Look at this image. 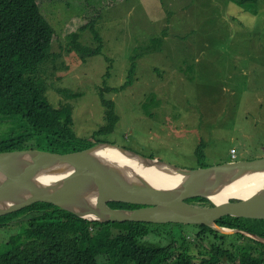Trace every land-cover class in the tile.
<instances>
[{
	"label": "rangeland",
	"instance_id": "rangeland-1",
	"mask_svg": "<svg viewBox=\"0 0 264 264\" xmlns=\"http://www.w3.org/2000/svg\"><path fill=\"white\" fill-rule=\"evenodd\" d=\"M109 1L96 21L104 46L86 58L68 49L67 35L80 32L95 10L83 0H68L50 7L60 12L55 22L45 15L59 33L53 44L59 56L43 67L47 96L55 106L73 104L78 136L88 137L106 123L100 90L124 84L138 47L133 84L105 93L120 120L100 138L191 168L239 160L253 153L248 146H264V0L254 10L243 9L238 0ZM164 30L163 45L149 50L151 38ZM78 39L95 45L89 28ZM8 126L9 121L1 123L0 132ZM202 139L207 147L199 157ZM33 214L18 212L0 231L13 234ZM155 224L143 242L166 244L182 236L191 244L200 230L193 223ZM211 236L204 239L208 245ZM235 239L229 234L221 242L230 246ZM6 249L0 240V253Z\"/></svg>",
	"mask_w": 264,
	"mask_h": 264
},
{
	"label": "trees",
	"instance_id": "trees-1",
	"mask_svg": "<svg viewBox=\"0 0 264 264\" xmlns=\"http://www.w3.org/2000/svg\"><path fill=\"white\" fill-rule=\"evenodd\" d=\"M66 1L0 0V124L10 122L8 129L0 133V151L39 148L40 145V148L47 150L72 151L100 141L99 138H77L71 104L55 107L47 96L48 87L43 73L47 62L54 58L52 47L59 33L46 16L55 22L60 12L58 10L53 14L50 7L61 6ZM238 1L240 7L246 10H254L258 3V0ZM83 2L95 10L92 19L80 26V32H70L67 38H71L68 49H74L85 57L99 52L103 46V36L96 21L110 1ZM100 2L102 5H98ZM88 28L93 33V39L99 42L96 48L78 39L81 32ZM165 33L166 30L163 35L153 36L147 48L158 50L164 42ZM135 53L124 84L120 87L108 85L100 90L102 103L108 109L109 125L98 132L112 130L119 119L114 100L107 98L105 93L133 84L136 60L140 56L138 47ZM55 56L59 54L55 53ZM206 147L207 141L202 139L197 149L199 157L205 155ZM248 148L253 153L243 158L253 159L264 154V146L250 145ZM233 153L236 154V151ZM186 201L200 206L212 205L205 197H193ZM106 204L127 208L141 206L124 201H109ZM21 211H35V214L29 216L25 225L16 228L13 234L0 231V240L7 245V249L0 253V264H264V243L238 232L234 233L235 241L226 246L221 241L229 234L206 224L193 223L200 230L191 244L182 236H179L180 239L176 236L168 244L162 245L143 243L141 240L152 232L150 225L159 224L90 221L55 204L41 201ZM17 213L1 216L0 225L10 226L12 216ZM217 222L264 236V219L223 215ZM209 234L212 239L208 245L204 239ZM242 239L247 242L243 243ZM191 248H197L194 249L197 254L192 253Z\"/></svg>",
	"mask_w": 264,
	"mask_h": 264
},
{
	"label": "water",
	"instance_id": "water-1",
	"mask_svg": "<svg viewBox=\"0 0 264 264\" xmlns=\"http://www.w3.org/2000/svg\"><path fill=\"white\" fill-rule=\"evenodd\" d=\"M102 147L120 152L125 159L100 158L97 152ZM262 172L264 155L191 168L117 143L102 142L67 154L37 149L0 151V216L41 201L92 221L200 223L264 243L263 235L217 222L223 215L264 219V187L246 197L218 198L244 177ZM165 181L166 188L156 187ZM193 197H205L212 205L184 202ZM108 201L143 206L110 207Z\"/></svg>",
	"mask_w": 264,
	"mask_h": 264
},
{
	"label": "clouds",
	"instance_id": "clouds-1",
	"mask_svg": "<svg viewBox=\"0 0 264 264\" xmlns=\"http://www.w3.org/2000/svg\"><path fill=\"white\" fill-rule=\"evenodd\" d=\"M57 29V28H56ZM102 34V33H101ZM103 36V35H102ZM165 40V39H164ZM55 41V40H54ZM95 41V40H94ZM152 43V42H151ZM54 44V43H53ZM98 45H99V42L98 41H95V45H93V46H91L92 48H96V47H98ZM163 45V43H161V45H160V47ZM103 46H104V40H103ZM102 46V47H103ZM102 47H101V49L99 50V51H101L102 50ZM52 52L55 54V51L53 50V47H52ZM98 53V52H97ZM93 54H95V53H93ZM93 54H89V55H93ZM136 53H134L133 55H132V64H133V56L135 55ZM89 55H87V56H89ZM87 56H82L81 55V57H83V58H86ZM53 59H56L55 57L53 58ZM52 59V60H53ZM49 61H51V60H49ZM49 61L47 62V63H49ZM137 61H138V59L136 60V70H135V74L133 73V75H136V73H137ZM46 63V64H47ZM132 66V65H131ZM73 94H76V95H73ZM66 95H68V96H70V97H77L78 96V93H71V92H68V91H66ZM114 100V99H113ZM115 102V101H114ZM52 103V102H51ZM53 104V103H52ZM65 104H71V106H72V116H73V112H74V106H73V104L71 103V102H66V103H64V104H62V105H60V106H55L54 104V106L55 107H61V106H63V105H65ZM107 108H106V123L105 124H103L99 129H97V130H95L90 136H88V137H81V136H78L77 135V133H76V131H75V129H74V117H73V129H74V131H75V133H76V137L78 138V137H80V138H86V140H89V139H92V140H95V139H100V141H97L96 143H93L91 146H89V147H86V148H83V149H78V150H72V151H60V150H47V149H43V148H40L42 145H40L39 146V148H26V149H37V150H42V151H48V152H53V153H62V154H67V153H76V152H78V151H81V150H86V149H89V148H91V147H93V146H95V145H97V144H99V143H115V142H108V141H105V140H103L102 138H100V135L101 134H103V133H106V132H98L101 128H103L104 126H107V125H109V119H108V117H107ZM115 110H116V108H115ZM118 114V113H117ZM118 116H119V114H118ZM119 120H120V116H119V119H118V121L116 122V124H115V126L117 125V123L119 122ZM115 126H114V128H115ZM9 127V126H8ZM114 128L112 129V130H114ZM8 129V128H7ZM112 130H110V131H112ZM5 132V131H4ZM107 132H109V131H107ZM0 133H3V132H0ZM97 133V134H96ZM96 134V137L94 136ZM91 141V140H90ZM118 144V143H117ZM120 145V144H119ZM121 146H123V145H121ZM123 147H125V146H123ZM126 148H128V147H126ZM106 149H111V148H107V147H102V148H100L99 150H98V152L99 151H101V150H106ZM129 149H131V148H129ZM15 150H21V149H15ZM3 151H12V150H3ZM98 152H97V155H98ZM264 155V154H263ZM262 155V156H263ZM99 156V155H98ZM236 155L235 154H233V157H235ZM100 158H102L101 156H99ZM259 157H261V156H259ZM257 158V157H256ZM231 161V160H230ZM208 166V165H207ZM189 199V198H188ZM187 200V199H186ZM186 200H184V202H187ZM109 202V201H108ZM34 203H36V202H34ZM130 203H132V202H130ZM187 203H190V202H187ZM33 204V203H32ZM136 204H140V203H136ZM191 204H194V203H191ZM31 205V204H30ZM194 205H198V204H194ZM29 206V205H28ZM28 206H26V207H28ZM141 206H143V204H141ZM205 206H209V205H205ZM26 207H24V208H22V209H20V210H18V211H16V212H19V211H21V210H23V209H25ZM111 207V206H110ZM138 207H140V206H138ZM125 208H127V207H125ZM136 208V207H135ZM13 213V212H12ZM10 214V213H9ZM7 215V214H6ZM4 216V215H3ZM1 217V216H0ZM251 218V217H250ZM85 219V218H84ZM87 220H89V219H87ZM90 221H92V220H90ZM109 222H111V221H109ZM136 222V221H135ZM139 222H144V221H139ZM148 223H153V224H155V222H148ZM158 223H173V222H158ZM176 223H180V222H176ZM197 224H200V223H197ZM0 226H2V224L0 225ZM224 226V225H223ZM213 228V227H212ZM150 229L152 230V227H150ZM215 229V228H214ZM154 231L155 230H152V232L154 233ZM152 232H149L148 234H150V233H152ZM222 233V232H221ZM147 234V235H148ZM225 234H234V233H225ZM147 235H145L144 237H142V239L141 240H148V238H145ZM245 235V234H244ZM261 235V234H260ZM248 236V235H247ZM251 237V236H250ZM257 240V239H256ZM150 241V240H149ZM143 242V241H142ZM169 242H171V241H169ZM168 242V243H169ZM143 243H146V242H143ZM148 243H153L152 241H150V242H148ZM168 243H166V244H168ZM166 244H162V245H166ZM191 251H192V248H191ZM193 253V252H192Z\"/></svg>",
	"mask_w": 264,
	"mask_h": 264
},
{
	"label": "bare ground",
	"instance_id": "bare-ground-1",
	"mask_svg": "<svg viewBox=\"0 0 264 264\" xmlns=\"http://www.w3.org/2000/svg\"><path fill=\"white\" fill-rule=\"evenodd\" d=\"M120 152L112 149H106L101 150L98 152V155L101 157H108L111 159H125ZM144 171V169H143ZM168 184V181L161 182L156 185V187L159 188H166ZM264 187V172L262 173H254L247 177H244L242 180H240L234 189H226L223 190L218 198L223 199L225 197H232V196H240V197H246L253 193L256 189H261Z\"/></svg>",
	"mask_w": 264,
	"mask_h": 264
}]
</instances>
